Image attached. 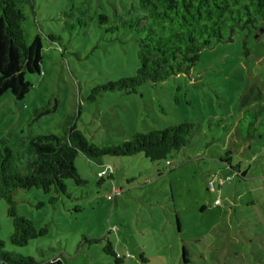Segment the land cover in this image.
I'll return each instance as SVG.
<instances>
[{"label":"rangeland","instance_id":"rangeland-1","mask_svg":"<svg viewBox=\"0 0 264 264\" xmlns=\"http://www.w3.org/2000/svg\"><path fill=\"white\" fill-rule=\"evenodd\" d=\"M137 6L136 0H33V9L21 6L25 43L40 39V73L24 75L30 90L21 101L0 96V138L20 150L27 137L58 136L66 115L79 107L76 126L93 143L116 145L134 133L190 122L189 145L167 159L168 166L142 154L107 156L100 165L78 155L74 165L85 184L65 181L66 194L53 203L36 189L13 195L18 212L46 230L26 246L9 244L12 226L0 200L4 250L36 261L105 264L111 262L102 251L108 240L126 264H183L182 247L186 264H264V137L241 141L234 133L245 109L264 106V21L225 32L201 51L188 74L86 101L93 86L133 76L139 63L133 32L110 33L83 17L79 26L78 11L117 24ZM104 168L111 175L100 181Z\"/></svg>","mask_w":264,"mask_h":264},{"label":"trees","instance_id":"trees-1","mask_svg":"<svg viewBox=\"0 0 264 264\" xmlns=\"http://www.w3.org/2000/svg\"><path fill=\"white\" fill-rule=\"evenodd\" d=\"M133 13L117 24H111L105 15L80 17L113 33L119 29L135 34L136 56L139 63L133 76L97 84L90 89L86 101L93 102L105 93L133 94L141 85L158 83L180 74H188L199 60L201 51L222 40L227 31L245 24L264 21V0H136ZM33 9V0H0V96L9 93L13 100L21 101L30 90L25 74H39L41 44L34 36L29 44L23 39L21 25L25 20L21 6ZM51 41L53 37H48ZM37 115L46 110H35ZM80 118L79 107L66 115L61 133L56 136L34 135L27 137L20 150H11L7 140L0 138V200L6 203V216L12 231L8 242L24 247L31 240L45 234L21 215L13 199L18 190L36 189L50 195L49 202L66 194L65 181L75 186L85 184L74 165L78 155L100 165L104 157H131L142 154L150 162L166 161L189 143L194 131L190 122H182L162 130L134 133L129 140L116 145H100L88 141L76 126ZM241 141L264 137V106L248 108L242 112L234 127ZM228 154V153H227ZM228 157L223 161L230 167ZM103 170V169H102ZM101 170V171H102ZM100 171V172H101ZM109 177L111 173H108ZM238 174V173H237ZM243 176L244 173H239ZM101 181L104 176L99 175ZM176 227L178 222L176 219ZM181 261L187 263V252L182 247ZM103 253L110 263L126 264L125 258L114 251L107 240ZM0 264H62L59 259L36 261L31 257L4 250L0 241Z\"/></svg>","mask_w":264,"mask_h":264},{"label":"built area","instance_id":"built-area-1","mask_svg":"<svg viewBox=\"0 0 264 264\" xmlns=\"http://www.w3.org/2000/svg\"><path fill=\"white\" fill-rule=\"evenodd\" d=\"M108 173H111V169L109 168H104L100 173H99V175H101V176H105L106 174H108ZM230 180V177H226L225 179H219V180H217V182H219V184H221V183H224V182H228ZM206 188H207V190L210 192V193H212V192H214L215 191V187H214V183L213 182H208L207 183V185H206ZM219 202H218V200H215L214 201V204H218Z\"/></svg>","mask_w":264,"mask_h":264}]
</instances>
